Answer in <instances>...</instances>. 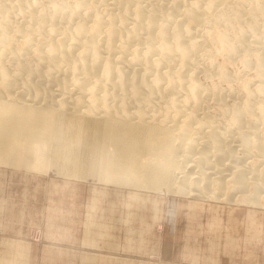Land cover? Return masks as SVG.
Returning <instances> with one entry per match:
<instances>
[{
    "label": "bare ground",
    "instance_id": "6f19581e",
    "mask_svg": "<svg viewBox=\"0 0 264 264\" xmlns=\"http://www.w3.org/2000/svg\"><path fill=\"white\" fill-rule=\"evenodd\" d=\"M8 157L257 203L264 0H0Z\"/></svg>",
    "mask_w": 264,
    "mask_h": 264
},
{
    "label": "rangeland",
    "instance_id": "374dc122",
    "mask_svg": "<svg viewBox=\"0 0 264 264\" xmlns=\"http://www.w3.org/2000/svg\"><path fill=\"white\" fill-rule=\"evenodd\" d=\"M34 165L0 159V264H264V192L195 197Z\"/></svg>",
    "mask_w": 264,
    "mask_h": 264
},
{
    "label": "crops",
    "instance_id": "0c3cea01",
    "mask_svg": "<svg viewBox=\"0 0 264 264\" xmlns=\"http://www.w3.org/2000/svg\"><path fill=\"white\" fill-rule=\"evenodd\" d=\"M24 230H26L27 234H30L31 233V228H25ZM9 254H2L1 256L2 257H6L8 256ZM26 256H20L19 253L17 254H13V255H9V258L10 260H13V259H24V260H32L31 256H27V254H25Z\"/></svg>",
    "mask_w": 264,
    "mask_h": 264
}]
</instances>
